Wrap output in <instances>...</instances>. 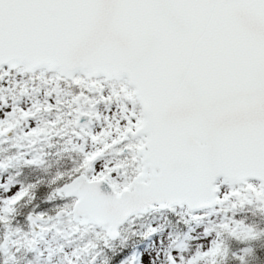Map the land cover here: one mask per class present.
<instances>
[{
	"label": "snow or ice",
	"instance_id": "snow-or-ice-1",
	"mask_svg": "<svg viewBox=\"0 0 264 264\" xmlns=\"http://www.w3.org/2000/svg\"><path fill=\"white\" fill-rule=\"evenodd\" d=\"M65 137L47 211L0 176V264H264V0H0V144ZM152 214L188 234L154 256Z\"/></svg>",
	"mask_w": 264,
	"mask_h": 264
},
{
	"label": "rangeland",
	"instance_id": "rangeland-1",
	"mask_svg": "<svg viewBox=\"0 0 264 264\" xmlns=\"http://www.w3.org/2000/svg\"><path fill=\"white\" fill-rule=\"evenodd\" d=\"M71 91H73V89L65 87V92H71ZM49 118L50 117L48 116V114H44L43 116L44 120H47ZM58 140H61V139L56 138L52 141V143L57 144L56 142ZM66 140H67V137L61 140V144L64 145ZM16 143H17L16 139L12 138L9 140V142L0 144V161L7 162L8 160L11 159L12 164H13V166L8 168L6 172L0 173V176H3L5 180H7L8 178H12L14 181L19 180V181H23L26 184L34 183L32 180H30L32 179V177H30L29 169H31L33 172H35V170L41 169L43 171V174L39 177L38 175H36L35 179L43 180V179L51 178V172L50 173L47 172L52 167L51 165L43 166L39 168L29 167V166H25L22 161H17L13 159L14 157L18 155L19 151L27 150V149L18 150L17 147L15 146ZM44 148H45V151H49V149H54L55 147L48 148L47 145H44ZM61 152H64V151L61 149ZM64 153H67V154L63 155V159H67L69 162L77 158L76 153L74 152L69 151V152H64ZM17 187H19V185H17ZM44 195H45L44 200H47L49 193L46 191ZM56 203H59V201H57ZM50 207H52V205L47 204L46 208L49 209ZM249 210L259 213V211H257L256 209L249 208ZM21 214H24V213L21 212ZM167 220H168L167 217L161 216L159 214H152L149 216L142 217L140 219H135L132 223L125 225V227L122 230L123 235L125 237L130 238V242L133 243L134 245H139L147 254L154 256L156 251L160 250V240H161L160 236L154 237L149 240H142V239L132 237L131 234L133 231L139 232V233H146L150 227L160 226L162 228L170 230V232L165 231L163 233V240H164L165 247L172 245L174 241H177V237H179L180 240H185V237L188 234L186 232H181L180 230L176 231V229L175 231H173L172 228L168 227L169 225L167 223ZM190 243H195V242L190 241ZM109 264H111L110 260H109ZM158 264H165V259L163 256H161V258L159 259Z\"/></svg>",
	"mask_w": 264,
	"mask_h": 264
},
{
	"label": "flooded vegetation",
	"instance_id": "flooded-vegetation-1",
	"mask_svg": "<svg viewBox=\"0 0 264 264\" xmlns=\"http://www.w3.org/2000/svg\"><path fill=\"white\" fill-rule=\"evenodd\" d=\"M55 148L54 149H49L48 152L51 153V155H49L48 157H46V164L44 166H47V165H52L51 163H49V161H52V156H55L54 154L57 155V153H59L58 158H57V161L62 157L61 156V153H60V147H57V145H60V142H57V144H55ZM56 166H53L54 169L51 171V178L49 179H43V180H40L42 181V183L39 185V188L38 190L36 191V199L34 201H30V210H32L33 208L36 209L37 212H42V211H47L48 209L46 208L47 204H45V195L44 193L47 191L49 194L52 192L49 190L52 189L55 187V185H51L50 184V181L52 180L53 177L56 176V174L58 172H67L68 169L66 167H63V166H66V165H62V164H54ZM72 164L70 166H67L69 167L70 169L72 168ZM36 175V171L33 172V177ZM33 182L37 181V179L35 178H32L31 179ZM39 205L40 207L37 208L36 206ZM19 215H23V214H19ZM19 215L17 217V219H19ZM26 227V225H25ZM55 246V245H54ZM53 246V247H54ZM32 256V254L30 253H27V252H21L19 257H18V260H19V264H29V258ZM32 264H35V261H34V258H33V261H32Z\"/></svg>",
	"mask_w": 264,
	"mask_h": 264
},
{
	"label": "trees",
	"instance_id": "trees-1",
	"mask_svg": "<svg viewBox=\"0 0 264 264\" xmlns=\"http://www.w3.org/2000/svg\"><path fill=\"white\" fill-rule=\"evenodd\" d=\"M65 87H67V86H65ZM241 216H242V218L247 219L249 223L256 222V223H259L260 225L264 226V213H261V212L256 213V212H253L252 210L245 209V211H243L241 213ZM169 227L172 228L174 231H175V229H176V231L180 230L178 228L171 227L170 225H169ZM180 231L184 232L182 230H180Z\"/></svg>",
	"mask_w": 264,
	"mask_h": 264
},
{
	"label": "water",
	"instance_id": "water-1",
	"mask_svg": "<svg viewBox=\"0 0 264 264\" xmlns=\"http://www.w3.org/2000/svg\"><path fill=\"white\" fill-rule=\"evenodd\" d=\"M102 191H110L106 186H102Z\"/></svg>",
	"mask_w": 264,
	"mask_h": 264
}]
</instances>
